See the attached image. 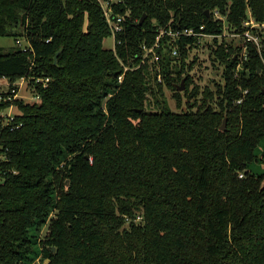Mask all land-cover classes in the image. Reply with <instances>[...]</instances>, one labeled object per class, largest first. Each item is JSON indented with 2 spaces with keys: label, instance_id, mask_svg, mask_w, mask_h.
Returning a JSON list of instances; mask_svg holds the SVG:
<instances>
[{
  "label": "trees",
  "instance_id": "obj_1",
  "mask_svg": "<svg viewBox=\"0 0 264 264\" xmlns=\"http://www.w3.org/2000/svg\"><path fill=\"white\" fill-rule=\"evenodd\" d=\"M113 8L124 30L109 49L99 0H0V37L30 43L0 47V81L27 76L40 97L7 100L13 84L1 94L0 113L14 104L24 125L0 134V264H33L45 227L34 264H264V39L261 50L248 42L246 59L240 39L204 44L223 67L214 86L189 73L193 37L176 42L178 56L161 38L162 82L158 64L142 63L161 28L222 34L218 9L243 32L249 14L264 22V0ZM165 86L188 107L172 110Z\"/></svg>",
  "mask_w": 264,
  "mask_h": 264
},
{
  "label": "built area",
  "instance_id": "obj_2",
  "mask_svg": "<svg viewBox=\"0 0 264 264\" xmlns=\"http://www.w3.org/2000/svg\"><path fill=\"white\" fill-rule=\"evenodd\" d=\"M102 6V10L105 14V17L107 19L108 25L110 27V29L112 30V37L115 41L116 36L119 32L123 31V22L125 19V15H122L121 13H116L114 12V8L113 5L114 4H118V3H122L123 0H99ZM214 16L216 19H221L223 20V26H224V32L222 34H210V33H206L205 32V27L204 25H200V28H195V27H183V28H179L178 30H174L172 28H161V31L159 33V35L157 36V39L155 41V43L152 46H146L144 44V56H143V61L142 63H145L146 59L148 58V62L149 63H156L158 64L156 67V70L158 72L157 75V80H159L160 82H162V74H161V65H160V59H161V54L159 52V49L161 48V38L164 35L169 36V43L170 45H172V55L173 56H178L180 51H179V45H177V43L179 42V39L181 37H193L195 44L198 45V47L203 46L204 44H206L207 42H212L214 38H222V37H227V38H231V39H240L242 40L244 49L242 52V57L243 59L247 58V47H248V42H253L257 45L258 49L261 50V48L263 47V42L262 39H264V22L259 23L256 22L254 20V18L249 14V17L247 18V20H245L242 24V26L245 28L243 30V32H239L237 29L235 28H230L227 26L226 21H225V16H223L218 9H215L214 11ZM16 45L22 50V51H29L30 50V43L28 42V40H24L22 41L20 38H18L16 41ZM177 42V43H176ZM196 47V48H198ZM195 48V50H196ZM128 67H125V70H128ZM154 71V69H153ZM123 75H120L118 77V81L122 82V78ZM34 80L36 82L42 83L43 86H48L49 85V81L50 78L49 77H42V78H35ZM6 82L8 80H5ZM27 81V82H25ZM9 87L11 85L10 82H8ZM13 85H17L18 88L16 89L15 87L11 88V91L14 92V95L8 96V99H13V98H18L17 94H18V89L20 86H26V88H28L31 93H32V98L33 100H31L32 102H39L40 101V97L38 95H36V91H35V84L30 83V78L25 76L22 77L21 79L15 81L14 83H12ZM8 92V91H7ZM244 93H246V91H243ZM2 97L0 96V99ZM242 99H239L238 102H241ZM15 106L14 104L10 105V107ZM1 116L3 117V124L2 126H0V134L3 131L4 127H8L11 130L14 129H18L21 126L24 125L23 122H18L16 121V115L19 113H13L11 111L8 112H1L0 113ZM6 156L1 155L0 156V161L5 159ZM242 176V174H240Z\"/></svg>",
  "mask_w": 264,
  "mask_h": 264
},
{
  "label": "rangeland",
  "instance_id": "obj_3",
  "mask_svg": "<svg viewBox=\"0 0 264 264\" xmlns=\"http://www.w3.org/2000/svg\"><path fill=\"white\" fill-rule=\"evenodd\" d=\"M20 39L23 41L24 37H20ZM26 40V39H25ZM234 41H238L237 39H233ZM15 44V40L14 38L10 37V36H6V37H0V47H3L5 49L7 48H11L14 47ZM104 47L106 48H113L114 46V39L112 36H110V38H107L104 40L103 43ZM210 50L206 47L200 46L198 48H196V50L194 49V51L191 53V57H194L196 55H198L197 58V63L196 65L193 67L192 70L189 71L190 75L192 76L193 79L196 80L197 83H199L201 86H205V85H210V86H214L216 81H222L221 78V73H222V69L223 67L218 66L217 65H213V62L210 59ZM154 74V73H153ZM152 83L155 82V80L153 78H151ZM9 81H5L2 80L0 81V96H2V92H7L9 87L8 84ZM27 82V81H25ZM12 84V83H11ZM18 94L17 97L23 99L24 101H30L33 100L32 98V93L31 91L26 88V86H20L18 89ZM183 91V90H182ZM149 103L148 104V108H154L155 107V101L156 98L153 95H149ZM159 97V96H158ZM164 97H166L167 101H168V105L169 107L176 111V112H180L183 109H186L188 107L189 104H187V96H184V103L181 106H178V101L176 99V97L173 96V91L170 88H167V86H165L164 88ZM11 111L13 113H20V110L16 107H8V109H6L3 112H8ZM252 168L256 171H261L263 169V166L261 165V163L259 162H254V164L252 165ZM46 232V227L43 228L39 234L38 238V242H39V250L40 253L38 254V258L36 259L35 262H39L40 258L43 255V248L41 245V239L44 236ZM34 262V263H35ZM33 263V264H34Z\"/></svg>",
  "mask_w": 264,
  "mask_h": 264
},
{
  "label": "water",
  "instance_id": "obj_4",
  "mask_svg": "<svg viewBox=\"0 0 264 264\" xmlns=\"http://www.w3.org/2000/svg\"><path fill=\"white\" fill-rule=\"evenodd\" d=\"M208 14H209V16H210V11H208ZM145 17H146V13H145L144 16L141 18L139 24H142V23L144 22ZM185 80H186V79L184 78V79L182 80L180 86H178V91H182V90H184V88H185ZM227 121H228V116L226 115V116L224 117V119H223V122H222L221 126H220V128H221L222 130H226V128H227ZM87 157H88V155H87Z\"/></svg>",
  "mask_w": 264,
  "mask_h": 264
}]
</instances>
